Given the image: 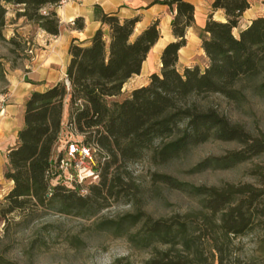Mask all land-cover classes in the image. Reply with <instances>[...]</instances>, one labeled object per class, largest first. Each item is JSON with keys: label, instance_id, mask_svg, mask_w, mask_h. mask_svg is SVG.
Listing matches in <instances>:
<instances>
[{"label": "trees", "instance_id": "16d2710c", "mask_svg": "<svg viewBox=\"0 0 264 264\" xmlns=\"http://www.w3.org/2000/svg\"><path fill=\"white\" fill-rule=\"evenodd\" d=\"M58 0H0V42L13 45V58L22 55L25 42L6 37V14L56 36L60 21ZM167 5L173 41L160 56L158 72L122 100L128 80L160 38L158 19L137 32L140 18H120L94 7L100 23L87 42L72 40L65 76L44 91H32L23 101L15 144L4 155L2 175L10 186L0 201L6 224L17 213L28 218L40 209L90 218L111 203L130 210L99 225L124 237L135 250L147 252L141 264H264V129L232 121L212 96L241 107L247 92L264 98V16L243 19L250 0H213L203 28L195 25L194 6L187 0H154ZM83 28V19L74 20ZM193 27L200 39L205 64L181 66L179 50ZM21 51V52H19ZM23 51H26L24 49ZM31 59L29 55L26 56ZM7 70L0 57V81ZM64 124L81 135V142L104 154L96 181L66 185L51 175L54 145ZM207 142L234 143L220 156L199 161L188 172L231 169L247 161L251 180L220 185L194 184L152 171L142 186L128 170L131 163L148 160L164 166L185 157ZM100 157V156H99ZM178 191L194 204L183 212L154 216L145 209L148 192ZM40 243H44L40 241ZM0 264H17L0 256ZM113 264H134L128 257Z\"/></svg>", "mask_w": 264, "mask_h": 264}, {"label": "rangeland", "instance_id": "374dc122", "mask_svg": "<svg viewBox=\"0 0 264 264\" xmlns=\"http://www.w3.org/2000/svg\"><path fill=\"white\" fill-rule=\"evenodd\" d=\"M248 20L250 18H243ZM5 36L16 37L25 42L24 49L19 51L21 57L15 58L10 52L13 45L0 42V57L7 70L6 82L0 81V201L7 192L10 184L4 180L2 171L4 155L13 145L16 119L13 121L10 112L15 113L14 108L7 111V105L12 100L13 75H22L26 71L39 70L43 67L41 56L46 58V37L32 27L24 19H15L12 7L8 5L6 14ZM45 54V55H44ZM29 55L31 59L26 56ZM193 60L201 66L204 58L199 55L197 48ZM42 62V63H41ZM31 63V65H30ZM28 77H34L33 73ZM147 72L144 70L138 76L129 79L124 85L121 94L115 100H122L130 92L146 81ZM247 101L236 107L228 103L220 96H212L213 103L218 105L220 111L226 113L232 121L244 123L248 129H252L258 123L264 129V98L258 97L252 92H247ZM5 110V111H4ZM64 124L58 141L54 145V152L62 149L65 139L70 137L69 132H74ZM81 139V135H79ZM93 146V145H92ZM234 143L207 142L193 148L185 157L174 160L164 166H153L146 159L131 163L128 170L142 186H149V175L152 171L168 173L180 181L194 184L220 185L224 182H246L250 176L246 173L254 162L262 159L247 161L231 169H205L191 174L189 168L208 157L220 156L227 150L234 149ZM55 154V153H54ZM56 180V179H54ZM161 193H147L145 209L152 215L159 216L171 212H183L194 204L184 194L162 189ZM130 210V206L122 203H111L102 209L97 215L90 218H80L56 214L48 209H40L28 218L17 213L11 214V221L6 224L0 215V256L17 264H113L116 258L128 257L134 264H141L148 256L147 252L135 250L124 237H116L112 231L101 227L99 223L105 219H113ZM44 243H40L43 241Z\"/></svg>", "mask_w": 264, "mask_h": 264}, {"label": "crops", "instance_id": "0c3cea01", "mask_svg": "<svg viewBox=\"0 0 264 264\" xmlns=\"http://www.w3.org/2000/svg\"><path fill=\"white\" fill-rule=\"evenodd\" d=\"M194 6L195 25L203 28L206 19L210 13H213L215 19L224 18L221 10L212 11L213 0H187ZM251 5L244 14L243 18H254L264 16V0H250ZM100 7L105 13L116 14L120 18L138 17L140 20L136 24V31L139 32L158 19L160 28V38L150 50L146 60L142 63L141 72L146 70L147 79L139 86L148 83L149 75L152 72H158L160 68V56L165 45L174 40L171 33V20L174 12L167 5L154 3V0H71L62 5H56L55 11L60 21V31L56 36L48 35L43 30L32 27L40 31L46 37V58L42 55L43 67L39 70L26 71L22 75H13L12 78V100L7 105V111L14 108L15 113L10 112L13 121L16 119V129L13 145L17 131L21 125L23 115V101L32 91H44L52 84L61 80L65 76L67 64L69 61L68 48L72 40L78 42H87L94 32L99 28L100 23L95 20L94 7ZM83 19V28L75 27L74 20ZM197 48L199 55H203L200 47V39L195 29L189 27L186 31V45L179 50L178 63L181 66H192L197 64L193 60L194 52ZM44 54V55H45ZM41 62V63H42ZM206 60L204 58L205 64ZM31 65V63H30ZM30 78L28 75L32 74ZM139 73V74H140ZM134 75L133 77L138 76ZM131 77L130 79H132ZM137 86V87H139ZM5 111V110H4ZM12 145V146H13Z\"/></svg>", "mask_w": 264, "mask_h": 264}, {"label": "built area", "instance_id": "2783aa9c", "mask_svg": "<svg viewBox=\"0 0 264 264\" xmlns=\"http://www.w3.org/2000/svg\"><path fill=\"white\" fill-rule=\"evenodd\" d=\"M69 1L58 0L57 5ZM69 128L75 133L69 132L70 137L65 139L63 148L53 153L51 175L68 186L73 182L96 181L99 175L98 161H104L105 154L94 145L83 144L76 129L72 126Z\"/></svg>", "mask_w": 264, "mask_h": 264}]
</instances>
